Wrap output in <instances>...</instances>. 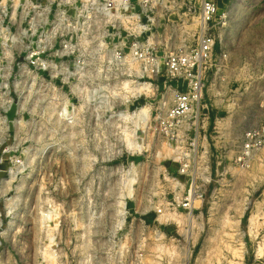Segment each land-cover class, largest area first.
<instances>
[{"label": "rangeland", "instance_id": "rangeland-1", "mask_svg": "<svg viewBox=\"0 0 264 264\" xmlns=\"http://www.w3.org/2000/svg\"><path fill=\"white\" fill-rule=\"evenodd\" d=\"M213 1L203 98L168 139L176 83L130 55L191 53L201 0H0V264H264V146L237 162L264 127V0Z\"/></svg>", "mask_w": 264, "mask_h": 264}, {"label": "built area", "instance_id": "built-area-1", "mask_svg": "<svg viewBox=\"0 0 264 264\" xmlns=\"http://www.w3.org/2000/svg\"><path fill=\"white\" fill-rule=\"evenodd\" d=\"M201 2L202 34L196 48L191 53H174L161 57L157 50L158 47L148 42L146 45L136 44L130 55L132 63L139 64L148 76L163 77L166 74L171 82L176 83L170 104L160 108L158 117L159 133L168 139L174 138L177 128L185 123L191 113L200 105L204 89L202 69L204 65L212 62L214 57L217 39L211 25H214L220 16V9L213 0H201ZM131 3L132 0H116L113 10L122 13L123 9L130 6ZM130 10L133 9L128 11ZM30 24L32 25V23ZM147 27L149 28L148 25ZM28 32H32V29H29ZM226 59L227 54L224 51L219 60ZM31 63L38 64L34 61V57H32ZM262 146H264V127L248 128L243 134L241 151L237 157L238 164H245ZM190 204V202L184 203L183 208L190 209Z\"/></svg>", "mask_w": 264, "mask_h": 264}, {"label": "bare ground", "instance_id": "bare-ground-1", "mask_svg": "<svg viewBox=\"0 0 264 264\" xmlns=\"http://www.w3.org/2000/svg\"><path fill=\"white\" fill-rule=\"evenodd\" d=\"M148 89V85L147 84H139L138 85V87L136 88L137 90L136 91H138L139 93H141L140 91H144V89ZM147 89H146V91H147ZM135 91V92H136ZM145 116H147V111H146V109L145 108H143L141 111H140V113L138 114V118H140V119H144V118H146ZM129 144V143H128ZM129 145H131L132 146V144H129ZM137 151H139V152H141V148L140 147H138L137 145L135 146H133Z\"/></svg>", "mask_w": 264, "mask_h": 264}, {"label": "crops", "instance_id": "crops-1", "mask_svg": "<svg viewBox=\"0 0 264 264\" xmlns=\"http://www.w3.org/2000/svg\"><path fill=\"white\" fill-rule=\"evenodd\" d=\"M252 127H254V126H252Z\"/></svg>", "mask_w": 264, "mask_h": 264}]
</instances>
